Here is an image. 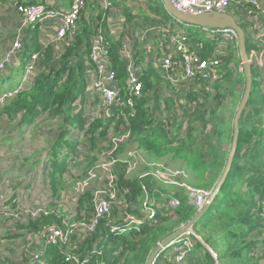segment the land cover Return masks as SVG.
I'll list each match as a JSON object with an SVG mask.
<instances>
[{
	"label": "trees",
	"instance_id": "trees-1",
	"mask_svg": "<svg viewBox=\"0 0 264 264\" xmlns=\"http://www.w3.org/2000/svg\"><path fill=\"white\" fill-rule=\"evenodd\" d=\"M94 5L89 4L82 10L74 38L58 43L60 55L56 66L50 65L56 56L55 47L40 41L41 24L28 27L30 41L25 43L16 66L19 71L16 85L9 87L8 82L9 88L1 87L0 95L18 87L33 53H40L36 70L40 64L44 70L24 82L6 101L2 117L16 128L32 125L45 115L62 123L45 158L46 177L54 197L59 198L61 189L68 186L66 177L70 167L77 168L88 156L95 160L108 157L113 161L110 168L114 180L106 188L115 192L118 201L112 203L109 214L92 230L77 229L79 224L92 220L94 212L85 211V207L91 210L95 207L90 191L79 199L71 219L77 224L75 227L68 228L65 215L54 210L19 225L33 232L50 225L59 226L69 238L65 245H43L40 258L26 264H80L72 257L74 254L85 261L83 264H146L157 244L186 225L199 210L182 183L213 191L226 166L237 107L231 112L230 120L221 111V105L229 93L242 97L241 87H245L237 46L215 53L213 41L197 43L191 39L209 68L217 60V77L196 76L172 83V76L180 68L166 70L161 62L170 52L169 36L178 22L160 0H146L145 20L152 19L156 25L147 31L149 39L142 40V31L152 22L144 24L138 19L142 30L132 34L133 55L143 69L140 73L142 94L135 98V113L130 114L127 106L116 107L112 117L99 118L87 126L84 101L91 94L87 90L85 68L93 38L100 30L105 31L109 41L112 65L122 84L123 96L128 79V59L119 50L120 42L103 26L108 17L103 21L95 17ZM228 12L244 29L252 75L250 96L239 120L236 151L218 195L193 225L196 235H192L193 246L184 260L176 259L174 248L179 242H173L159 252L153 264H264V66L257 63L264 43L259 40L254 20L244 7L233 4ZM123 16L127 23L125 29L137 17L125 10ZM176 28L190 34V30H195L190 25ZM126 133L130 135L123 142L110 139L111 134L120 137ZM86 140L91 149L78 160L80 143ZM148 155L153 163L132 174L133 158L143 162ZM172 161L181 165L177 168L179 175H169L173 177L171 184L179 185L173 191L166 185L169 181L158 176ZM174 200L179 203L175 205Z\"/></svg>",
	"mask_w": 264,
	"mask_h": 264
},
{
	"label": "rangeland",
	"instance_id": "rangeland-1",
	"mask_svg": "<svg viewBox=\"0 0 264 264\" xmlns=\"http://www.w3.org/2000/svg\"><path fill=\"white\" fill-rule=\"evenodd\" d=\"M109 1L111 3L109 10H104L98 5H94L93 8L95 9L93 11L95 17H100L102 21L105 16L108 17L105 19L106 21H103L106 22L103 26L107 28L109 35L112 34L115 41L120 42L119 48H123L124 42L132 39L133 33L135 34V32L137 33L142 30L143 26L139 21L140 19L143 23L147 21L152 22L148 25V28L145 27L146 30L143 28L144 31H149L151 29L150 26L156 25V22L152 19L145 20V17L148 15L146 0ZM17 5L21 7L22 4ZM18 6V15L15 12L11 15L5 13L9 18L3 19V21L5 20V27H0V64L3 63L8 52L12 51L15 41L20 40L23 46L24 43L30 41V35L27 31L21 37L19 36L20 23H18V17L21 18L22 14ZM124 10L137 16L136 19H132L129 22L127 29H125L127 23L123 16ZM190 32L193 36L205 37V33L199 30L192 29ZM53 33L52 29H45L43 27L41 30V42L45 46L51 44L55 47L56 56L53 57L50 65L56 66L59 63L60 47L55 42ZM142 36L147 40L149 39V36L145 32ZM251 36L253 41H255L254 35L252 34ZM131 41L133 48L134 40ZM253 48L256 50L254 44ZM239 59V70L243 73L242 61L240 57ZM16 61L15 63H17ZM18 65L0 70V88H9L16 85L19 75L16 67ZM43 70L40 64L35 75L38 72L41 73ZM2 81L5 83L2 84ZM8 82L11 84L9 87L6 85ZM241 88L244 89L243 85ZM240 99L241 97L239 98L237 94L230 95L229 93L222 101L221 111L225 113L226 117L229 115L228 119L232 120L231 112L239 105ZM3 106H5V103L0 106V205L2 204L0 206V264H17L20 261L26 264L28 261L35 259V253L42 250L43 244L39 237L40 231L39 233L28 231L25 228H20L19 225L26 224L29 219L36 218L43 212L54 210L57 213L65 215L66 226H69L68 228H72L73 225L75 227L77 224H74L71 219L78 209L79 199L85 195V192L90 191L92 193L91 202L94 207L95 192L97 190L106 192L108 182L114 174L112 168L108 166L110 162L108 157L103 158V160H95L90 159V156H88L85 163H81L77 168L70 167L66 177L68 186L61 189V196L59 198L54 197L46 177L45 158L50 144L60 131L62 123L45 115L41 116L32 125L16 128L8 124L9 121L7 122L2 117ZM92 106L94 105L90 98L84 101L86 117L89 112L93 113ZM110 139L114 141L113 134L110 135ZM98 141L100 142V139ZM135 144H133L134 148H136ZM80 145L81 149L77 157L78 160L81 159L83 153L91 149L88 140L81 142ZM225 147L227 148L228 145L226 144ZM133 159L134 161L131 166L132 174H137L141 168L153 163V159L149 155L143 162L138 161L136 157ZM103 164H106L107 169H102ZM170 164L165 172L162 171L163 174L168 177L169 175L173 177L179 175L177 168L181 167V165L175 161H172ZM89 167L91 168L88 169ZM186 182L189 183L188 181ZM169 183L166 184L169 190L173 191L179 188V185ZM13 204H16V207ZM85 208L86 213L92 212L91 214H93L94 210ZM62 229L64 230V228ZM77 229L78 231H82L83 227L79 224Z\"/></svg>",
	"mask_w": 264,
	"mask_h": 264
},
{
	"label": "built area",
	"instance_id": "built-area-1",
	"mask_svg": "<svg viewBox=\"0 0 264 264\" xmlns=\"http://www.w3.org/2000/svg\"><path fill=\"white\" fill-rule=\"evenodd\" d=\"M22 5L18 6L21 12L20 18V31L21 37L27 31L28 27L36 23L44 24L46 20H52L56 24L55 42L59 43L63 40H71L74 38L78 20L81 16L82 10L89 4H96L104 10L111 8L109 0H72L70 7L67 9L48 6L43 3L22 2L17 0ZM172 4L180 11L188 14L202 15L210 12H228V8L237 4L244 7L248 15L254 20V29L257 30L259 40L264 43V0H171ZM172 33L169 36L170 45L168 46L170 52L164 57L161 62V67L166 70H176L180 68L172 76V83L176 84L179 81L190 79L196 76H210L217 77V60L212 61V68L208 67L207 61L202 60L198 49L192 44L191 39L195 42H202L201 40H210L215 43V53H223L228 51L232 45L237 46L238 37L236 31L229 26L226 27H210L199 26L195 30L205 33V37H196L192 33L184 30L177 31L176 27L179 25H188L184 22L178 21ZM147 34V31H144ZM142 33V35L144 34ZM141 35V39L144 36ZM132 40V39H131ZM124 42L123 48H120L123 58L128 59L126 65V72L128 79L126 81V95L123 96L122 84L118 77L117 71L113 68L111 55L109 51V41L105 36L104 31H99L93 38L88 63L85 68V75L87 78V90L91 94V102L94 106L93 113L89 112L87 115V126H91L95 120L99 118H109L113 115V110L123 107L130 108V114L135 112V98L142 94L140 73L142 72V65L136 60L133 55L132 41ZM24 46L20 40L13 44L12 51L10 50L5 56L3 63L0 64V70L6 67H12L18 64L21 58V53ZM40 53L35 52L32 54L30 62L21 76L18 87L9 89L0 95V106L4 105L8 99L14 96L21 88L23 83L32 79L35 75L36 62ZM215 58V54H214ZM216 59V58H215ZM17 60V61H16ZM15 61L17 63H15ZM257 63L264 66V49L259 53ZM129 136V133L121 135V137H114L116 143L123 142ZM110 161L108 166L113 165ZM102 169H107L106 164L102 165ZM95 176V175H93ZM158 176L165 182H171L172 178L158 172ZM114 176L110 178L108 185H112ZM188 189L189 198L195 202L200 209L203 207L204 202L211 195L212 191H205L202 189L192 188L185 185ZM1 200V197H0ZM118 201L117 195L113 191L97 190L94 197V214L90 223L80 224L81 227L92 230L98 222L109 214L112 203ZM1 202V201H0ZM179 202L174 200V204ZM2 205V204H1ZM0 205V206H1ZM152 214V213H151ZM264 219V215H263ZM39 233V232H38ZM196 235L193 227L187 228L183 234L176 238L173 242H179L175 246L176 259L178 261L184 260L188 251L193 246L192 235ZM39 237L42 244H68V233L61 227L50 225L40 231ZM41 251L35 253V259L40 258ZM75 261L83 264L85 261H80L77 255H72Z\"/></svg>",
	"mask_w": 264,
	"mask_h": 264
},
{
	"label": "water",
	"instance_id": "water-1",
	"mask_svg": "<svg viewBox=\"0 0 264 264\" xmlns=\"http://www.w3.org/2000/svg\"><path fill=\"white\" fill-rule=\"evenodd\" d=\"M163 4V7L166 9V11L176 20L184 22L191 26H210V27H232L237 34L238 41H237V47L239 51V56L242 61L243 66V74L245 77V87L243 95L240 99L239 105L237 106V109L234 114L233 119V136H232V142L229 150V154L227 157V162L225 169L216 183L211 195L208 197V199L205 200L203 207H201L198 212L195 214V216L186 224L171 233L170 235L163 238L155 247L153 252L151 253L148 261L146 264H153L155 257L159 254V252L169 246L173 243V241L178 238L181 234L184 233V231L189 228L193 227L194 223H196L200 217L207 211V209L212 204L213 200L218 195V192L220 190L221 185L223 184L226 175L228 173V170L230 168V164L232 162L233 155L236 151L237 147V139L239 135V120L242 115V112L244 111L246 104L248 102L251 86H252V75H251V59L246 47V36L244 29L239 24L237 19L230 13V12H210V13H204L202 15H194V14H188L184 13L180 10H178L171 2V0H160Z\"/></svg>",
	"mask_w": 264,
	"mask_h": 264
},
{
	"label": "crops",
	"instance_id": "crops-1",
	"mask_svg": "<svg viewBox=\"0 0 264 264\" xmlns=\"http://www.w3.org/2000/svg\"><path fill=\"white\" fill-rule=\"evenodd\" d=\"M31 1H35L36 3H43V4H46L48 6H52V7L53 6L61 7V8H64V9L69 8L70 4L72 2V0H23L22 2H31ZM17 4H21V3L18 2L17 0H0V27H3V28L5 27L4 26L5 25L4 24L5 20L3 21V19H5L6 17L9 18V16H6V14L11 15L14 12L17 14V12H18L17 11V6H18ZM18 23H20V18L19 17H18ZM43 27L45 29H48V28L52 29L54 31L53 37H55L56 24L54 23V21L46 20L45 23L41 25V30H42ZM40 41H41V31H40ZM57 44H55V46H57Z\"/></svg>",
	"mask_w": 264,
	"mask_h": 264
},
{
	"label": "clouds",
	"instance_id": "clouds-1",
	"mask_svg": "<svg viewBox=\"0 0 264 264\" xmlns=\"http://www.w3.org/2000/svg\"><path fill=\"white\" fill-rule=\"evenodd\" d=\"M33 3V2H32ZM177 22H178V20H177ZM181 22V21H180ZM178 24V23H177ZM188 26V25H187ZM191 26V25H190ZM193 27H199V26H193ZM24 45H25V43H24ZM237 50H238V47H237ZM250 56V55H249ZM20 62V61H19ZM19 62H18V64H19Z\"/></svg>",
	"mask_w": 264,
	"mask_h": 264
}]
</instances>
